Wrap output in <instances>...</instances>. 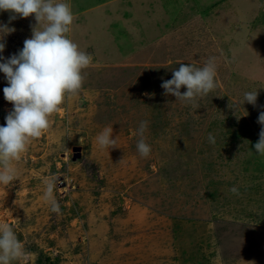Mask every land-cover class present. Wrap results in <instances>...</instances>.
I'll return each instance as SVG.
<instances>
[{
    "label": "rangeland",
    "instance_id": "374dc122",
    "mask_svg": "<svg viewBox=\"0 0 264 264\" xmlns=\"http://www.w3.org/2000/svg\"><path fill=\"white\" fill-rule=\"evenodd\" d=\"M70 4L66 35L91 63L82 87L11 162L14 181L0 184V224L28 253L11 264H264V155L254 148L264 111V0ZM9 16L0 12L15 29L3 37L5 58L46 24ZM209 57L215 89L190 102L165 95L161 83L180 63L201 67ZM5 86L0 73V125L12 109ZM251 90L256 105L243 104ZM142 120L147 157L136 149ZM105 128L116 147L97 143ZM52 177L59 212L44 198Z\"/></svg>",
    "mask_w": 264,
    "mask_h": 264
},
{
    "label": "clouds",
    "instance_id": "9594fccd",
    "mask_svg": "<svg viewBox=\"0 0 264 264\" xmlns=\"http://www.w3.org/2000/svg\"><path fill=\"white\" fill-rule=\"evenodd\" d=\"M0 12H9V21L34 15L38 25L46 22L40 30L38 26L33 28L31 38H26L23 47L7 58L2 55L3 37L15 29L0 22V73L6 80L3 95L12 104L11 111L4 117L5 124L0 125V184L9 185L16 176L11 162L26 151L30 139L40 137L48 129L49 117L59 110L66 96L82 87L83 70L91 63V55L80 50L66 35L73 22L70 0H0ZM215 59L209 57L201 67L180 63L172 71V78L161 83L165 95L189 102L195 97L206 96L217 87ZM182 87L186 88L183 93ZM257 96L255 90L245 91L243 104L256 105ZM239 107V103L234 106L235 109ZM257 122L262 127L254 148L256 154L264 155V111L259 113ZM147 125L148 122L142 120L136 129L139 137L136 149L142 157H147L151 151L144 139ZM112 133V128H105L97 135V143L101 147H116L117 139ZM208 141L215 143L212 133L208 134ZM56 183L55 177L49 178L44 192L52 212L60 210L53 195ZM230 190L238 191L235 186ZM27 255L12 227L0 224V264H11Z\"/></svg>",
    "mask_w": 264,
    "mask_h": 264
},
{
    "label": "water",
    "instance_id": "95a60500",
    "mask_svg": "<svg viewBox=\"0 0 264 264\" xmlns=\"http://www.w3.org/2000/svg\"><path fill=\"white\" fill-rule=\"evenodd\" d=\"M76 151H79V149H76ZM76 157H78V156L76 155Z\"/></svg>",
    "mask_w": 264,
    "mask_h": 264
}]
</instances>
